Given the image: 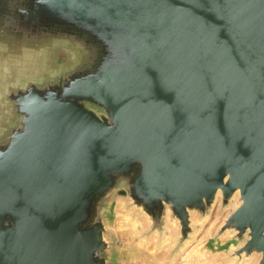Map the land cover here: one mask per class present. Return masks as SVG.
<instances>
[{"label": "water", "instance_id": "1", "mask_svg": "<svg viewBox=\"0 0 264 264\" xmlns=\"http://www.w3.org/2000/svg\"><path fill=\"white\" fill-rule=\"evenodd\" d=\"M52 42L2 96L0 264H111L114 201L178 250L235 201L216 237L264 264V0H0L7 66Z\"/></svg>", "mask_w": 264, "mask_h": 264}, {"label": "rangeland", "instance_id": "2", "mask_svg": "<svg viewBox=\"0 0 264 264\" xmlns=\"http://www.w3.org/2000/svg\"><path fill=\"white\" fill-rule=\"evenodd\" d=\"M67 50L65 44L52 42L35 54H20L15 58L16 64L7 66L8 52L0 48V133L9 109L2 97L8 85L31 76L45 77L61 65L66 69L74 58ZM235 206L233 201L230 207L222 211L218 202L208 218L198 222V233L194 240L178 250L174 222L171 221L169 233L161 240L150 233L144 218L127 210L124 202L114 201L105 211L112 242L109 253L111 264H230L227 256L232 250L229 245L232 235L221 238L216 235Z\"/></svg>", "mask_w": 264, "mask_h": 264}]
</instances>
